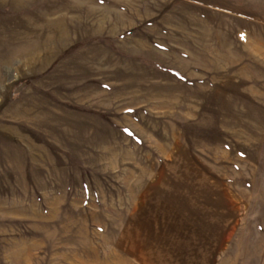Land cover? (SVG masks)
<instances>
[{
	"label": "rangeland",
	"instance_id": "obj_1",
	"mask_svg": "<svg viewBox=\"0 0 264 264\" xmlns=\"http://www.w3.org/2000/svg\"><path fill=\"white\" fill-rule=\"evenodd\" d=\"M0 264H264V0H0Z\"/></svg>",
	"mask_w": 264,
	"mask_h": 264
}]
</instances>
